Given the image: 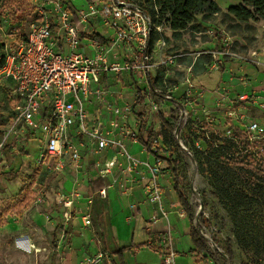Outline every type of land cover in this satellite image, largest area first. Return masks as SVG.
Here are the masks:
<instances>
[{"label": "rangeland", "instance_id": "1", "mask_svg": "<svg viewBox=\"0 0 264 264\" xmlns=\"http://www.w3.org/2000/svg\"><path fill=\"white\" fill-rule=\"evenodd\" d=\"M133 1L146 5L144 0ZM215 1L220 11L207 19L203 14L198 15V21L193 22V26L181 32L180 36L174 37L168 27L155 29L153 34L155 60L165 53L180 55L177 63L158 70L157 86L163 90L177 86V95L181 94L186 89L183 82L189 74V67L194 65L192 81L197 91L194 94L201 100L192 98L195 106L189 107L186 123L179 128L174 125L175 129L178 128L179 139L188 150L176 141V132L170 133L163 125V121L168 124L171 119L176 122L174 104L163 97H155L159 106L157 109L152 104H134L129 122L132 130L139 133L138 125L143 120L142 132L145 137L151 130L165 133L168 143L160 140L157 146L162 155L168 156L172 151L179 161L183 190L195 212L194 225L199 228L214 255L210 258V264H264V182L255 174L257 164L264 163V150H260L264 144L260 149L243 151L241 157L245 162L241 163H235L229 154L206 151L209 140L221 143L224 135L230 134L233 126L225 112L232 103L230 99L244 93L242 89L229 91L230 94L216 91V83L221 75L206 68L210 53H224L225 70H231L233 74L234 71L246 73L242 71L247 69L263 74L264 19L242 21L230 13L229 7L240 4L242 0ZM20 9L22 12L28 10L26 20H12V16L6 12L0 23V27L4 28L2 32H5L0 43L11 45L6 53L18 48L16 42L11 44L7 41V36L25 39L39 17V8L32 1L30 6L23 4ZM161 39L166 42L162 49L159 45ZM2 53L5 51H0V59ZM208 75L213 77L203 79ZM166 79L167 83H164ZM133 81L132 74L113 75V91L117 92L118 100L125 98L133 101L137 97V86ZM201 89L202 94H197ZM7 91L9 88L0 86V172L10 171L0 175V264H52L53 255L54 264H64L67 251L72 249L69 229L74 218L81 216L84 223L83 212L93 209L87 206L86 194L83 193L85 189H82L90 176L88 158L83 155L82 166L78 169L73 168L70 162L61 169L54 162L50 163L51 166H48L49 163H39L45 142L44 133L41 129L33 132L27 127H23L22 133L11 131L14 125L13 106L5 96ZM179 99L186 101L187 95L183 94ZM246 102L235 101L234 104L237 108H246L243 112L250 121L263 124L261 114L255 110L264 109V103L258 100L257 105L261 106H257L253 100L252 103ZM9 132L14 135L11 144L7 150H2ZM18 159L22 161L19 167L16 165ZM161 178L164 179L163 190L172 187L177 202L174 175L165 162L162 164ZM79 188L83 193L80 199H85L83 203L80 199L75 201L71 208L72 217L67 218L69 208L64 200L59 199L63 191ZM184 218H188V215L185 214ZM150 225L149 221L137 218L135 226L139 230L136 242L149 240L144 226ZM172 226L176 228L175 223ZM170 242V234L164 235L158 237L155 246L161 247L164 243L162 252L166 253ZM83 252L76 264H111L105 253L103 258L98 257L100 251L86 258ZM159 254L162 255L154 249L145 248L138 257L127 252L123 260L125 264H143L137 258L145 264H163ZM180 264H191V261L181 255Z\"/></svg>", "mask_w": 264, "mask_h": 264}, {"label": "built area", "instance_id": "2", "mask_svg": "<svg viewBox=\"0 0 264 264\" xmlns=\"http://www.w3.org/2000/svg\"><path fill=\"white\" fill-rule=\"evenodd\" d=\"M32 3L39 8L37 21L32 25L27 39L19 43L17 50L8 52L0 66V86L9 88L5 96L13 106L14 125L11 131L22 133L23 127L33 132L41 129L45 142L38 161L45 165L49 163L48 166H51V162L57 163L60 169L67 162L75 169L80 168L85 148L91 147L97 154L108 147H116L120 154L130 160L128 171L139 172V166L143 165L150 174L146 194L157 209L151 222L167 220L169 212L165 208L161 178L163 161L136 158L130 153L125 139L139 140V133L132 130L129 122L133 105L152 104L157 109V96L174 104L176 122L171 119V124L179 128L186 123L189 107L195 106L192 98L201 100L194 94L197 92L192 81L194 65L189 67V74L183 82L186 89L179 95L177 86L163 90L155 84L158 70L177 63L180 55L165 53L155 60L154 48H150L151 34L153 30H162L163 27L157 26L149 12L137 3L129 0H32ZM95 34L99 37H95ZM85 39L92 54L83 50ZM159 45L162 49L166 42L161 39ZM225 65L224 53H210L206 68L210 72L220 73L221 78L216 83V91L220 94L233 91L230 82L236 78L224 77L229 72L225 70ZM112 74L116 77L132 74L137 86V97L133 101L125 98L118 100L117 92L108 88L105 78ZM165 77L168 78V75ZM237 79L241 83L246 82L244 76ZM164 83H167V79ZM202 91L199 90L197 94H202ZM183 94L187 95L186 101L179 99ZM139 96L142 100H139ZM94 98L112 102L105 108L110 111V116L94 115L91 110ZM230 100L232 103L225 114L233 128L228 136L235 127H240L250 133L252 142L264 140V127L248 119L243 112L246 108H237L234 104L235 101L252 103V100L255 104V101L261 100V95L244 92ZM178 128L174 129L177 140L188 150L179 139ZM159 141V138L154 139V145ZM144 149L147 150L145 146ZM115 163L116 159H111L105 162L104 168L97 165L95 171L91 172V178H106ZM129 178L130 182L136 180L133 174ZM107 188L106 184L96 192L86 193L87 206H93L97 195L106 198ZM128 188L124 190L126 195L129 194ZM82 195L80 188L63 191L59 200H64L69 208L67 218L72 217L71 208ZM131 208H136V205H131ZM185 214L184 210L180 211V216ZM83 220L85 225L92 224L90 209L83 212ZM99 256L104 257L102 253ZM176 258L177 252L169 249L162 255V262L175 264Z\"/></svg>", "mask_w": 264, "mask_h": 264}, {"label": "crops", "instance_id": "3", "mask_svg": "<svg viewBox=\"0 0 264 264\" xmlns=\"http://www.w3.org/2000/svg\"><path fill=\"white\" fill-rule=\"evenodd\" d=\"M2 31H4V28L0 27V40L3 38L2 36L5 35V32ZM7 38V41L11 42V44L16 42V44L19 45L22 41L18 39V36L12 37L9 35ZM4 42H6V40H4ZM9 46L11 45H5V49L3 50L5 53L2 54H7L6 52L8 51ZM15 50H17V48ZM83 50L92 54V50L88 45L87 39L83 41ZM120 50L122 51V49H119V51ZM232 72L233 71L230 70V72L224 74L225 78H229L231 76L236 77L230 82L233 85L231 90L235 91L242 89L244 92L259 94L261 95L260 101L264 103V73L253 72L249 69H247V71H242L246 73L234 71L233 74ZM239 76H244L246 82H239L237 79ZM105 81L108 88L113 92V74L107 76ZM110 103L112 102L105 100L99 101L94 98L91 110L97 117L106 116L107 114L110 116V111L105 109L110 105ZM255 104L257 105V101H255ZM263 110L264 109H256L255 111L260 113L262 116L261 118L264 120V113H262ZM261 118L259 120H262ZM259 123L261 124V122ZM261 125L264 127V123ZM125 141L130 153L136 158L140 160L149 159L150 161L155 159L150 152L144 149V145L139 142V140L136 142L133 141L132 138H126ZM83 155H86V158H88L89 165L87 170L90 173L89 179H87L86 184H84V187L82 188L85 189V191H83L84 194L92 192L89 189L88 182L93 179L91 178V172L96 169L95 167L97 165L98 168H104L105 162L111 159H116V163L112 168V172L104 178L105 183L108 185L106 198H102L97 195L92 206V224L85 225L81 216L74 218L73 225L69 229L72 234V249L67 251V256L69 258L66 257V262L64 264H76L82 256V251H85L83 252L84 257L89 255L95 256V254L100 251L102 254L105 253V255L111 260L114 257H118L115 255V252L119 249V247L130 243H141L135 241V237L139 230L135 226V222L138 217L149 221L151 224L147 227L144 226V229H146V232L149 233V236L150 233H153V236L161 238L164 236L163 234H170V249H174L177 252L175 264H180L181 255L188 258L191 261V264H195L193 255L190 252L193 247L190 237L191 224L188 218L180 216V210H182L180 207L181 205L179 201H175V195L172 187L167 188L166 191H164L165 208L169 212L168 219H162L157 223H152L151 218L157 213V209L147 199L146 187L150 180V174L143 165L139 166V172L131 173L127 170V165H129L130 160L126 156L120 154V150L116 147H108L97 154L94 152L93 148L89 147V149H83ZM130 174H133L137 181L135 180L134 182H130ZM162 182L164 184V179H162ZM126 187H129V194L127 195L124 194ZM84 199H80L81 203H83ZM133 204L136 205L135 210L131 208V205ZM174 223L176 228H173L172 226ZM169 227L171 232H169ZM123 240L130 242L124 244L126 241ZM145 248L152 249L150 246H144L135 249L131 253L138 257ZM112 253L114 254L113 256H111ZM160 256L162 257V255ZM137 259L140 263L145 264V262L140 261L139 258Z\"/></svg>", "mask_w": 264, "mask_h": 264}, {"label": "trees", "instance_id": "4", "mask_svg": "<svg viewBox=\"0 0 264 264\" xmlns=\"http://www.w3.org/2000/svg\"><path fill=\"white\" fill-rule=\"evenodd\" d=\"M32 0H0V23L2 17L6 12L12 16V20L23 21L26 20L29 12H22L20 6L23 4L30 6ZM131 2L141 5L153 18V22L157 26L163 28H170L173 32L174 37L181 35V32L187 30L190 26H193V22L198 21V15L203 14L204 18L207 19L209 16L220 11V6L215 0H144L146 5L129 0ZM229 12L232 13L237 19L242 21H248L250 19H264V0H242L238 5H232L229 7ZM158 32V31H157ZM153 34H151L150 39V48H154L153 43ZM99 37L98 34L94 35ZM19 37V36H18ZM164 38H167L163 36ZM18 39L21 40V37ZM27 37L23 40H26ZM168 39V38H167ZM5 49V45L0 43V51ZM5 54H2L0 59V66L3 65L5 61ZM211 75L203 76V79H211ZM204 82V81H203ZM205 83V82H204ZM5 87V86H4ZM8 88V87H7ZM139 100H142V97L139 96ZM143 117V116H142ZM163 125L166 127L170 133L175 129L174 125L170 123L166 124L163 121ZM139 141L147 148L148 152L154 155L155 159L162 160L167 164V167L173 172L174 175V189L178 195V201L188 215L190 221V237L193 243V247L190 252L193 255L195 264H210V258H213L211 249L207 244L206 239L201 235L198 227L194 225L195 221V212L192 204L190 203L188 197L186 196L183 185H182V176L179 167V161L174 157L173 152L170 149V154L168 156L162 155L160 148L157 146L160 144L154 145V139L159 138L163 142L166 141L165 133L162 131L160 133L151 130L148 131L147 137L143 135L144 121L141 120L139 125ZM13 133H9L6 138V145L2 150H7L11 144ZM178 141V140H176ZM207 152L215 153L219 152L220 154H229V158L234 160L235 163L245 162L241 155L243 151H249V149L259 148L264 144V140H250V133L246 130L241 129L240 127H235L233 133L222 139L221 143L209 140ZM264 150V147H261ZM250 160V159H249ZM16 165L19 167L22 164V161L18 159ZM255 171L256 176H258L264 182V163L258 165ZM14 169V168H13ZM10 172V171H9ZM9 172H0V175L7 174ZM89 189L92 192H96L106 185L105 181L101 177H97L89 180ZM202 223V222H201ZM203 224V223H202ZM155 243H158V237L153 236V233H150L149 240H146L141 243H130L124 246L119 247L115 252L117 258L111 259V264H125L124 258L127 252H133L135 249L150 246L154 251L161 253L162 248L165 247V244L160 246H155ZM168 248L167 252L169 251ZM166 252V253H167ZM56 253V250H55ZM54 253V254H55ZM230 253V252H229ZM114 254L112 253L111 256ZM119 258V260H117ZM52 264H54V255L52 259Z\"/></svg>", "mask_w": 264, "mask_h": 264}]
</instances>
